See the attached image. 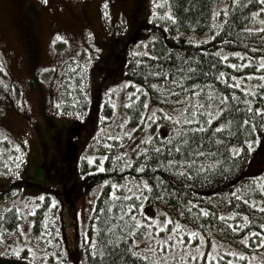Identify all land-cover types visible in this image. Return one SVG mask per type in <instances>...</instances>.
I'll use <instances>...</instances> for the list:
<instances>
[{
  "label": "rangeland",
  "instance_id": "rangeland-1",
  "mask_svg": "<svg viewBox=\"0 0 264 264\" xmlns=\"http://www.w3.org/2000/svg\"><path fill=\"white\" fill-rule=\"evenodd\" d=\"M229 1L221 0L219 8ZM169 4V0H0V190L6 189L0 200V264H59L60 258L73 256L85 243L101 191L84 172L104 167L109 150L129 152L136 141L166 129L167 119L156 103L145 94L141 97L143 90L131 88L123 77L125 62L119 56L126 49L125 55L151 52V35L130 43L143 39L139 33L143 19L151 20L153 13L171 15ZM260 14L264 19V7ZM151 21L146 22L148 29ZM62 83V89L85 85L82 100L79 104L69 100L76 107L65 114L63 103L59 105ZM135 97L148 102L141 128L132 121V127L126 124L127 106ZM85 103L90 105L83 112ZM153 112L158 119H150ZM127 133L133 134L132 142L120 149ZM123 186L125 192L142 189L141 183ZM10 211L19 215L14 226L2 223ZM171 211L161 204L145 209L153 220L164 221L166 213L179 223ZM176 223L158 232L153 224L148 229L152 239L144 235L139 240L143 248L156 250L151 252L158 261L210 264L223 252L244 255L236 241L216 237L209 241L203 236L201 242L181 223L172 233ZM41 225L61 240L63 255L52 257L47 242L39 238ZM170 233L174 239L169 244L175 247L166 255L157 250V243ZM195 245L208 259L197 255ZM259 245L248 256L250 264H264V245Z\"/></svg>",
  "mask_w": 264,
  "mask_h": 264
},
{
  "label": "trees",
  "instance_id": "trees-1",
  "mask_svg": "<svg viewBox=\"0 0 264 264\" xmlns=\"http://www.w3.org/2000/svg\"><path fill=\"white\" fill-rule=\"evenodd\" d=\"M220 1L169 0L171 15L153 13V23L149 29L146 22L152 21L143 19L139 25V33L144 34L143 39L135 38L130 43L132 45L136 40L144 41L146 36L151 35V52H130L125 55L126 49L119 56L120 61L125 62L122 75L129 81V86L147 89V97L164 112L171 108L172 116L181 120L192 119L190 114L177 116V113L182 112L185 106L189 108L190 113L192 106L197 105V102V106L204 107L198 113L200 119L194 125L176 124L175 119L166 120V129L161 133H152V141L146 137L140 139L132 149H128L129 152L124 153L111 149L106 152V165L102 167L103 170L84 172L89 182L101 186V191L89 219L91 221L85 238L83 237L84 245L73 256L60 258L59 264H156L158 260L152 253L156 250L152 249L150 252L140 243L134 244V241L139 242L144 237V232H148L150 228L142 225L132 232L134 223L121 211H126L132 204L143 205L142 209H134L142 220L148 218L145 209L149 206L161 204L172 208L171 216L198 233L196 238L204 236L210 241L216 237L224 242L233 240L244 250V255L223 252L210 264H250L248 256L254 255L260 249L257 245L264 240V228L261 227L264 225V192L260 191L264 186V180L260 179L264 177V114L257 113L255 109L264 108V68L260 67L264 64V19L260 14L264 6L262 0H230L227 7L219 8ZM132 15L138 16L137 13ZM180 42H183L182 45ZM102 47L106 48L107 45ZM233 53L240 55H232ZM233 64H243L244 67L233 68ZM155 72L162 75H152ZM220 73H224V76L220 77ZM77 80L81 81L80 78ZM173 80L177 81L175 85L171 83ZM154 83L166 88L171 95L164 94L161 99L162 93L151 87ZM236 84L240 87H235ZM192 85L198 87L193 88ZM62 86L63 83L60 86L62 98L59 105L63 103L62 114H65L76 107L69 104V100H76L78 104L82 100L85 85L74 88L71 85L68 89H62ZM192 92H199V96H191ZM143 94L144 91L141 97ZM182 96H188L191 104L187 101H182L179 105L174 103L181 100ZM224 96L228 97L226 103H222ZM141 97L132 98L128 103L129 116L126 124L130 127L132 121L135 128H141L137 125L146 114ZM89 105L85 107L86 103L84 104L83 112ZM220 108L224 109L222 113L218 112ZM249 108L252 111H248ZM205 109L217 114V119L210 125L205 123L208 119ZM245 120L248 123H245ZM218 123L227 124L228 127L216 131ZM200 124H205L208 130L189 134V139L198 142L203 138L204 144L200 150L208 154L204 157H192L197 162L189 169L193 173L191 177L177 175L175 171L164 167H154L158 161L181 159V153H175L174 156L168 151L159 156L154 153L153 149L164 143V138H173L174 129H190ZM253 124L256 125L255 130L252 128ZM132 138L133 134L129 135L125 143L118 147L125 150ZM209 138H212L211 141ZM178 140L179 138H175L173 143ZM217 140L221 143L217 144ZM245 141L252 142L251 151ZM165 147L170 146L165 144ZM188 147L195 145L189 144ZM233 147L243 149L240 155L232 154ZM145 148L149 150L147 153L143 151ZM189 155L188 151H183L184 158H189ZM145 156L148 158L145 159ZM217 161L219 163H216ZM125 164H130L131 167H124ZM145 165L148 166L144 167ZM141 167L144 171H137ZM200 167H204L205 171L199 172L197 169ZM155 176H159L164 183L157 186ZM105 181L109 183L105 184ZM141 181L152 185L150 192H144L148 197L146 200L137 199L133 195L135 191L122 190L125 188L123 185L128 182ZM116 183L123 184V187L113 188L112 185ZM4 192L6 189L0 190V200L4 198ZM253 202L259 207H255ZM101 209L104 211H100ZM201 209L210 211L212 215H200ZM18 216L10 211L3 216L2 223L14 226L19 220ZM221 216L224 219H220ZM37 222L40 223L39 217ZM38 231L41 232V242H47L48 246L43 244L50 247L54 259L56 254L63 255L65 249L61 240H57V236L51 237L50 231L47 233L42 225ZM244 239L248 240L247 244ZM117 240L119 243H116ZM129 248L138 250L141 257L149 256V261L132 257L127 251ZM157 255L159 256L158 253Z\"/></svg>",
  "mask_w": 264,
  "mask_h": 264
},
{
  "label": "snow or ice",
  "instance_id": "snow-or-ice-1",
  "mask_svg": "<svg viewBox=\"0 0 264 264\" xmlns=\"http://www.w3.org/2000/svg\"><path fill=\"white\" fill-rule=\"evenodd\" d=\"M262 2H264V0H262ZM173 19H175V17H173ZM196 43H200V41H196ZM232 55L239 56L240 53H233ZM232 67L233 68L244 67V65L243 64H241V65L233 64ZM260 67L264 68V64H261ZM152 75L161 76L162 73L155 72V73H152ZM223 76H224V73H220V77H223ZM171 83L173 85H175L177 83V81L173 80V81H171ZM151 87L153 89H158V91L160 93H162L161 99H163V95L164 94L171 95V93H169L168 90L166 88H164L163 86H161V85H157V84L154 83V84L151 85ZM192 87L193 88H197L198 86L197 85H192ZM235 87L238 88V87H240V85L236 84ZM143 91H144V94L147 96V89H144ZM185 91H187V90H185ZM245 91H247V89H245ZM190 95L194 96V97L195 96H199V92H192ZM262 95H264V94H262ZM233 98H235V94H233ZM137 99H139V97H137ZM227 100H228V97L224 96L223 100H222V103H226ZM182 101H187L188 104H191V100H189L188 96H182L181 100L174 101V103L179 105V104H181ZM246 103H248V102H246ZM197 105H198V102H197ZM197 105H193L192 106V111L190 113H189V108L186 107V106L183 107L182 112H178L177 113V116H184L185 114H190L192 119L184 118L183 120H181L179 118H176V117H174L172 115H169L168 113L164 112L163 109H160V111H161L163 117L166 118L167 120L172 121V120L175 119V123L176 124L185 123V124H189V125H194V123L200 119V117L198 116V113L200 112L201 108L204 107L203 105H199V106H197ZM143 107L144 108L148 107L147 100H145V102L143 104ZM223 111H224L223 108L218 109L219 113H222ZM248 111H252V109L249 108ZM255 111L257 113L264 114V108H256ZM205 112H206V114L208 116V119L206 120L205 123L210 125V124H212L213 120L217 119V114L216 113H212V112L208 111L207 109H205ZM141 119H143V117H141ZM150 119L156 120L158 118L155 116V113L153 112V114L150 117ZM245 123H248V121L245 120ZM137 127H139V125H137ZM227 127H228L227 124L218 123L216 131H222L223 129H225ZM262 127H264V125H262ZM252 128H253V130H255L256 125L253 124ZM207 130L208 129L205 127V124H200L199 126H193L190 129L189 128H185L183 130L178 129V128L174 129V137L173 138H164V143H161V144L157 145L155 147V149H153V151H154V153L157 156H159L164 151H168L169 154L173 155V156H174L175 153H181V159L177 160V159L173 158V159H168L166 161H158L154 165V167L155 168L164 167V168H166L169 171H175V173L177 175L191 177L193 175V173L189 169H191V167L194 164H196V162H197L192 157H204L208 153H206L205 151H201L200 150V147L204 144L203 138H201L197 142L194 139L190 140L189 139V134H196V133L206 132ZM126 135H131V133H127ZM175 138H179L177 143H173V140ZM117 139H120V137H117ZM146 139L149 140V141H152V137H150V136L146 137ZM211 139L212 138H209L210 141H211ZM216 143L219 144V143H221V141L217 140ZM245 143L249 146L248 150L251 151L252 150L251 149V143L252 142L251 141H245ZM165 144L169 145L170 147L166 148ZM189 144H193V145H195V147L189 148L188 147ZM242 150H243L242 148L238 149L236 147H233L231 149L232 154L235 155V156L240 155V152ZM143 151L145 153H147L149 150L145 148V149H143ZM183 151H188L189 152V154H190L189 158L186 159V158L183 157ZM137 154H139V153H137ZM147 158L148 157L145 156V159H147ZM216 163H219V162L217 161ZM185 165H187L188 167L185 168L184 167ZM147 166L148 165H145L144 167H147ZM124 167H131V165L130 164H125ZM212 167L214 168L215 164H213ZM99 170H103V168H101ZM197 170L199 172H204L205 171L204 167H200ZM137 171L143 172L144 168L143 167L138 168ZM260 179L264 180V177H261ZM155 180L157 181V186L162 185L164 183V181L159 176H155ZM104 183L107 184L109 182L105 181ZM140 183L142 184V189L138 188L137 192L133 193V195H135L137 197V199H139V200H146V199H148V197L144 195V192L145 191H149L150 192L151 189H152V185H150L147 181H141ZM112 186H113V188L123 187L121 185H112ZM260 191L264 192V186H262L260 188ZM113 195L115 196V193H113ZM232 195L235 196V193H233ZM40 199H43V197H40ZM125 199H128V198L125 197ZM253 205L255 207H259V205H256L255 202H253ZM142 207H143V205L132 204L130 207L127 208L126 211L124 209H121L122 213L124 215L129 216L130 221H132L134 223V225H135V227L132 229V232H135L136 229L140 228L142 225L145 228H152L153 224L156 225L154 230L158 232V231H161L167 225H169L171 223H176L171 217L167 216L166 213L164 214L165 215V220L164 221L153 220L152 217H148L147 219L142 220L139 217L137 211H134V209H142ZM100 211H104V209H101ZM199 214L203 215V216L212 215V213L210 211L205 210V209H201ZM178 215H183V213H178ZM233 215H234V213H233ZM97 219H99V217H97ZM220 219H224V217L221 216ZM245 219H247V217H245ZM113 227H115V225H113ZM180 227H182V225H180L179 223H176V228H173L171 230L172 233H175L176 229L180 228ZM261 227L264 228V225H261ZM144 235L149 240L152 239L150 233H148L147 231L144 232ZM188 235L195 237L196 235H198V233L189 232ZM250 235L255 236L256 233H250ZM125 239H127V237H125ZM173 239H174V237L170 233L167 238H165L161 242L157 243V250L165 252V254L167 255V251L166 250L169 249V248L175 247L174 244H169V240H173ZM200 240H201V242H204V237L200 236ZM109 243H112V241H109ZM116 243H119V240H117ZM139 243L140 242L134 241V244L138 245ZM179 243H184V242L183 241H179ZM244 243L247 244L248 240L244 239ZM261 245H264V240H261ZM257 246L259 247L260 245H257ZM185 247H187V245H185ZM195 247L197 248V255L200 258L208 259V257L205 255V253H200L199 252V245H195ZM127 251L131 254L132 257H137L138 259H142L143 261H149V256L144 255V256L141 257V253L138 250L133 251L132 248H129ZM148 251L151 252L153 250L152 249H148ZM16 254L19 255L18 252ZM93 255H95V253H93ZM171 258L175 259V257H171ZM196 258H197V256H192L191 257L192 260H195ZM185 259H187V257H185ZM212 259H214V257ZM156 264H167V261L166 260L163 261V262L157 261Z\"/></svg>",
  "mask_w": 264,
  "mask_h": 264
},
{
  "label": "bare ground",
  "instance_id": "bare-ground-1",
  "mask_svg": "<svg viewBox=\"0 0 264 264\" xmlns=\"http://www.w3.org/2000/svg\"><path fill=\"white\" fill-rule=\"evenodd\" d=\"M62 263V262H61Z\"/></svg>",
  "mask_w": 264,
  "mask_h": 264
}]
</instances>
